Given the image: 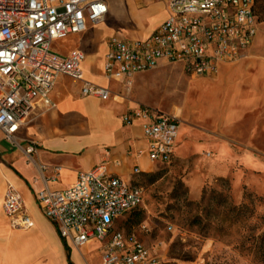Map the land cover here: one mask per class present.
Returning <instances> with one entry per match:
<instances>
[{"label": "built area", "instance_id": "built-area-1", "mask_svg": "<svg viewBox=\"0 0 264 264\" xmlns=\"http://www.w3.org/2000/svg\"><path fill=\"white\" fill-rule=\"evenodd\" d=\"M165 1L168 17L149 36L107 38L103 74L108 80L125 84L165 64L181 66L189 76L211 77L221 65L243 58L252 46L260 23L254 0ZM107 13V0H0V132L4 140L19 146V131L32 112L38 107L55 108L51 92L59 76L81 81L84 96L110 98L109 87L84 79L81 49L61 54L52 48L54 41L86 32L88 24L103 21ZM135 118L141 120L149 159L169 164L179 117L139 106L124 116V122ZM34 149L29 143L26 153ZM144 188L108 174L99 165L79 172L65 190L38 191L37 203L59 235L75 248L104 242L101 264H187L165 260L133 232L118 228L120 217L143 205ZM2 212L11 228L33 226L22 196L10 183Z\"/></svg>", "mask_w": 264, "mask_h": 264}, {"label": "rangeland", "instance_id": "rangeland-1", "mask_svg": "<svg viewBox=\"0 0 264 264\" xmlns=\"http://www.w3.org/2000/svg\"><path fill=\"white\" fill-rule=\"evenodd\" d=\"M118 86L122 100L182 112L175 156L153 167L154 181L139 178L144 203L120 217L118 228L165 260L258 264L249 250L251 221L243 213L235 221L229 206L247 204L253 220L264 217V22L246 55L214 76H189L165 64Z\"/></svg>", "mask_w": 264, "mask_h": 264}, {"label": "crops", "instance_id": "crops-1", "mask_svg": "<svg viewBox=\"0 0 264 264\" xmlns=\"http://www.w3.org/2000/svg\"><path fill=\"white\" fill-rule=\"evenodd\" d=\"M107 5L108 13L103 21L88 24L82 34L54 41L52 48L59 43L60 49L56 52L61 54L81 49L85 53L84 79L109 87L110 98L84 96L80 91L81 81L59 76L51 92L55 108L38 107L32 112L19 131V146H12L0 132V264H101L105 243L93 241L77 249L63 239L56 225L41 212L38 191L45 187L65 190L75 182L79 172L99 165H104L108 174L127 182L150 173L158 165L148 157L141 120L124 122V116L141 105L119 97L114 90L120 83L104 76L103 65L108 37L114 34L134 39L149 36L168 17L167 4L165 0H107ZM73 37L76 40L66 46L60 43ZM176 114L182 118L181 111ZM29 143L35 149L27 154ZM8 183L22 196L33 221L29 229L11 228L2 212ZM97 247L101 252L92 255Z\"/></svg>", "mask_w": 264, "mask_h": 264}, {"label": "trees", "instance_id": "trees-1", "mask_svg": "<svg viewBox=\"0 0 264 264\" xmlns=\"http://www.w3.org/2000/svg\"><path fill=\"white\" fill-rule=\"evenodd\" d=\"M254 14L257 17L259 22H264V0H254L253 5ZM140 174V172L135 173ZM147 176L150 181H154L156 179L155 174L150 173H143L139 176ZM139 178L136 180L131 181L132 184L143 186L140 183ZM205 197V196H204ZM140 207L131 210L130 212L138 210ZM230 212H237L234 217V220H238V215L240 213L247 214L245 219H250L251 226L248 227L250 231L253 233L249 236V250L251 251L253 259L258 264H264V217L258 218V220H253L254 210L252 207L248 206L247 204H240L239 206H229ZM239 221V220H238Z\"/></svg>", "mask_w": 264, "mask_h": 264}, {"label": "bare ground", "instance_id": "bare-ground-1", "mask_svg": "<svg viewBox=\"0 0 264 264\" xmlns=\"http://www.w3.org/2000/svg\"><path fill=\"white\" fill-rule=\"evenodd\" d=\"M177 115V114H176ZM178 116V115H177ZM179 117V116H178ZM180 118V117H179Z\"/></svg>", "mask_w": 264, "mask_h": 264}]
</instances>
